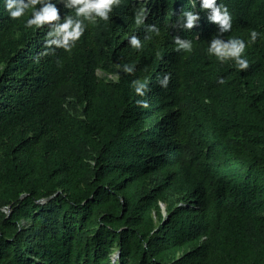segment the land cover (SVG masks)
Listing matches in <instances>:
<instances>
[{
    "label": "trees",
    "instance_id": "16d2710c",
    "mask_svg": "<svg viewBox=\"0 0 264 264\" xmlns=\"http://www.w3.org/2000/svg\"><path fill=\"white\" fill-rule=\"evenodd\" d=\"M49 5L25 28L0 2V264H264V0H216L227 32L202 0H121L71 51Z\"/></svg>",
    "mask_w": 264,
    "mask_h": 264
},
{
    "label": "clouds",
    "instance_id": "9594fccd",
    "mask_svg": "<svg viewBox=\"0 0 264 264\" xmlns=\"http://www.w3.org/2000/svg\"><path fill=\"white\" fill-rule=\"evenodd\" d=\"M4 5V10L8 16L13 20H19L25 17L26 12L31 10V17L24 21L25 28H39L45 23H52L60 19L58 10L54 6H46L42 11H37L36 5L41 0H0ZM121 4V0H69V7L75 9V16L77 19H67L64 23L57 26L52 35L61 37L59 40H53L51 43L64 47L66 50L71 51L70 42L80 40L83 35L82 24L84 21L93 20L94 17H98L100 20L107 22L109 20V13L113 11L114 7H118ZM202 8L205 10L211 9L212 15L210 19L220 25L223 32H227L232 28V18L227 9L223 12L221 8L216 7V0H202ZM184 17L186 22L184 27L192 29L194 22L199 18L191 12L185 11ZM147 18V10L145 7H140L136 11L135 25L141 26L144 24ZM157 34L158 31H157ZM258 33L251 31L249 43H254L257 40ZM130 45L133 49L139 50L142 47V42L133 36L130 39ZM176 44L178 48L184 49L187 52L192 51V44L189 42H183L177 39ZM74 46V45H73ZM245 42L241 39H231L229 43H223L221 40L216 39L212 42L208 48L210 55L214 54L218 59L224 60L226 58H232L235 60L236 67L243 71L248 69L249 62L244 58ZM131 72V68L125 69ZM167 83V78L163 81ZM135 93L139 96L145 94L146 83L136 82L134 85ZM137 104H142L144 108H148L149 105L146 101H136Z\"/></svg>",
    "mask_w": 264,
    "mask_h": 264
}]
</instances>
